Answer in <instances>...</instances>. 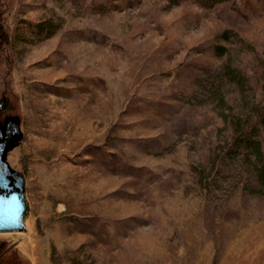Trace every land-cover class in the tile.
Masks as SVG:
<instances>
[{"label":"rangeland","instance_id":"obj_1","mask_svg":"<svg viewBox=\"0 0 264 264\" xmlns=\"http://www.w3.org/2000/svg\"><path fill=\"white\" fill-rule=\"evenodd\" d=\"M2 2L27 211L0 239L30 264H264V195L223 151L264 101V0ZM224 60L245 84L219 105Z\"/></svg>","mask_w":264,"mask_h":264},{"label":"trees","instance_id":"obj_2","mask_svg":"<svg viewBox=\"0 0 264 264\" xmlns=\"http://www.w3.org/2000/svg\"><path fill=\"white\" fill-rule=\"evenodd\" d=\"M3 2L0 0V65L5 64V70L8 71L10 63V55L8 52V32L3 19ZM225 46L218 45L215 53L222 55ZM243 75L239 70L233 67L228 61L224 60L220 69L215 73L210 83V94L218 101V104L224 103L225 96L221 87L223 80L236 81L239 85L245 84ZM5 89L0 92V126L4 125L9 112L11 100L7 97L6 82L4 79ZM264 91V86L261 87ZM242 98H245L242 95ZM219 104V105H220ZM248 111L238 113L234 120L233 133L230 137V146L224 149L227 158H231L243 170L249 173L250 182L248 190L264 195V151L262 149V131L264 129V101L261 99L252 106L248 107ZM223 121L227 120L225 114H222ZM0 264H30L17 250L6 240L0 239Z\"/></svg>","mask_w":264,"mask_h":264},{"label":"water","instance_id":"obj_3","mask_svg":"<svg viewBox=\"0 0 264 264\" xmlns=\"http://www.w3.org/2000/svg\"><path fill=\"white\" fill-rule=\"evenodd\" d=\"M6 124L0 126V232L19 231L24 228L23 217L27 211L24 199V179L11 171L2 161L3 150L14 143V134L5 136Z\"/></svg>","mask_w":264,"mask_h":264}]
</instances>
